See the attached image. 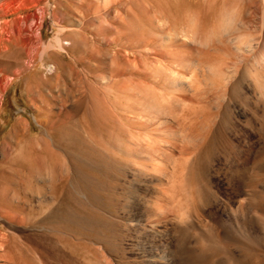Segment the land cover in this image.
<instances>
[{
  "label": "rangeland",
  "instance_id": "374dc122",
  "mask_svg": "<svg viewBox=\"0 0 264 264\" xmlns=\"http://www.w3.org/2000/svg\"><path fill=\"white\" fill-rule=\"evenodd\" d=\"M199 232L264 264V0H0V264H190Z\"/></svg>",
  "mask_w": 264,
  "mask_h": 264
},
{
  "label": "bare ground",
  "instance_id": "6f19581e",
  "mask_svg": "<svg viewBox=\"0 0 264 264\" xmlns=\"http://www.w3.org/2000/svg\"><path fill=\"white\" fill-rule=\"evenodd\" d=\"M15 125H17V124H15ZM20 125H22V124H20ZM18 126V125H17ZM17 126H13L14 128H13V130L11 131L12 133L14 132L15 133V136H16V138H17V134H16V131L18 130V129H20V128H18ZM18 128V129H17ZM21 131V130H20ZM10 134V138H11V133H9ZM22 134V133H21ZM20 135V134H19ZM15 136H12V138H14ZM19 137V136H18ZM11 138V139H12ZM18 139V138H17ZM42 139V138H41ZM41 139H38L39 141H41ZM29 140V139H28ZM34 141V140H33ZM26 142V141H25ZM8 143V142H7ZM34 143V142H33ZM35 143H37V142H35ZM34 143V144H35ZM27 144H29V143H27ZM31 144H32V141H31ZM33 145V144H32ZM256 212V211H255ZM262 212V211H261ZM59 223V222H58ZM189 227H187V229H188ZM193 228H194V226H193ZM184 229H186V228H184ZM196 234H197V232H196ZM235 235H237V234H235ZM4 235H2V237H3ZM211 237V236H210ZM237 237V236H236ZM5 238V237H4ZM2 239V238H1ZM6 239V238H5ZM211 239V238H210ZM242 240V239H241ZM7 241V240H6ZM209 238L207 237V236H205V234L204 233H198V236H196L195 237V250L192 252L193 253V258L192 259H190L191 261H190V264H233V260L232 261H230L229 259L231 258V257H229V256H227V257H223V258H217V259H219V260H213V258H212V256H214V255H216L217 256V254H220L221 252H224V251H222L221 250V248L220 247H218L216 244H212V243H214V242H212V243H210L209 244ZM3 243H4V241H3ZM3 243H1V244H3ZM216 243V242H215ZM229 243V242H228ZM240 243V242H239ZM238 243V244H239ZM218 244V243H217ZM237 244V245H238ZM249 244V243H248ZM247 244V245H248ZM184 245V244H183ZM183 245H181V246H183ZM250 245V244H249ZM1 246V245H0ZM241 246V245H240ZM244 246V245H243ZM242 246V247H243ZM246 246V245H245ZM1 248V247H0ZM6 248V247H5ZM238 248V247H237ZM225 250V249H224ZM247 250V253H248V250L249 249H246ZM5 251V250H4ZM190 252V253H191ZM5 253H7V252H4V253H2L1 255H6ZM225 253V252H224ZM243 253V252H242ZM241 253V254H242ZM244 253H245V251H244ZM253 252H251V253H249V254H252ZM254 254V253H253ZM244 255V254H243ZM244 256H246V254L244 255ZM250 256V255H249ZM4 258H5V256H3ZM7 257H8V255H7ZM6 257V258H7ZM9 257H10V255H9ZM241 257V256H240ZM249 258V257H248ZM247 258V259H248ZM251 258V257H250ZM9 261H10V258H7ZM256 260H257V257L255 258ZM235 260V259H234ZM241 260V259H240ZM242 260H243V257H242ZM254 260V259H253ZM262 261V260H261ZM260 261V262H261ZM253 262V261H252ZM251 262V264H253ZM187 263L189 264V261H187ZM264 263V262H263ZM234 264H235V262H234Z\"/></svg>",
  "mask_w": 264,
  "mask_h": 264
}]
</instances>
